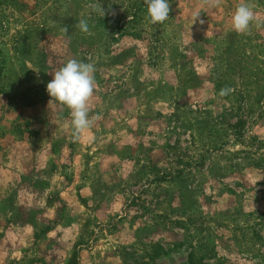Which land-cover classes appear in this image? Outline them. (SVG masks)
Listing matches in <instances>:
<instances>
[{
    "label": "rangeland",
    "instance_id": "obj_1",
    "mask_svg": "<svg viewBox=\"0 0 264 264\" xmlns=\"http://www.w3.org/2000/svg\"><path fill=\"white\" fill-rule=\"evenodd\" d=\"M237 2L0 0V264H264V27ZM69 58L96 68L80 142L46 91Z\"/></svg>",
    "mask_w": 264,
    "mask_h": 264
},
{
    "label": "clouds",
    "instance_id": "obj_2",
    "mask_svg": "<svg viewBox=\"0 0 264 264\" xmlns=\"http://www.w3.org/2000/svg\"><path fill=\"white\" fill-rule=\"evenodd\" d=\"M143 3L147 7L146 19L150 24H162L170 17V0H143ZM199 3L207 8L215 9L222 5V0H199ZM88 7L101 18L109 14L99 2L92 3ZM200 15L199 10L194 11L192 24L197 21ZM199 22L204 23L203 20ZM253 26L257 29L264 27V16L255 11L250 0H238L231 16L232 30L237 34L247 35L251 34ZM75 27L84 33L89 32L86 19L78 20ZM62 31L67 35V27H63ZM95 72L94 62L85 63L75 58H69L62 67L52 74V80L46 85V91L51 100L57 101L70 110L71 123L65 127L70 129L74 142L82 141L98 119V117H89V101L97 86ZM233 91L234 89L230 87H224L220 90L219 95L224 97Z\"/></svg>",
    "mask_w": 264,
    "mask_h": 264
}]
</instances>
